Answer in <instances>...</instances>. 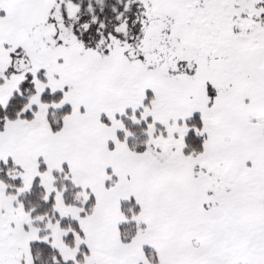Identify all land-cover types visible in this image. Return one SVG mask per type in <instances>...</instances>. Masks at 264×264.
Instances as JSON below:
<instances>
[{"label":"snow or ice","instance_id":"snow-or-ice-1","mask_svg":"<svg viewBox=\"0 0 264 264\" xmlns=\"http://www.w3.org/2000/svg\"><path fill=\"white\" fill-rule=\"evenodd\" d=\"M0 264H264V0H0Z\"/></svg>","mask_w":264,"mask_h":264}]
</instances>
